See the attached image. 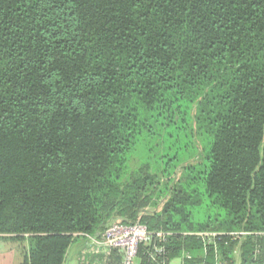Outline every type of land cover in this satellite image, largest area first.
<instances>
[{"label":"trees","instance_id":"obj_1","mask_svg":"<svg viewBox=\"0 0 264 264\" xmlns=\"http://www.w3.org/2000/svg\"><path fill=\"white\" fill-rule=\"evenodd\" d=\"M193 132L139 217L155 176L130 162L153 140L192 160ZM138 217L167 235L139 264L264 262V0H0V239L64 264Z\"/></svg>","mask_w":264,"mask_h":264},{"label":"built area","instance_id":"obj_2","mask_svg":"<svg viewBox=\"0 0 264 264\" xmlns=\"http://www.w3.org/2000/svg\"><path fill=\"white\" fill-rule=\"evenodd\" d=\"M166 236L162 233H155L154 235L149 233L138 221L133 224L114 221L99 236L75 235V237L84 239L88 244L87 248L80 252V264H114L108 262L111 250L117 252L120 258L118 264H139L136 257L138 247L149 246L153 237L159 241H164ZM201 236L206 239L215 237L214 234Z\"/></svg>","mask_w":264,"mask_h":264},{"label":"rangeland","instance_id":"obj_3","mask_svg":"<svg viewBox=\"0 0 264 264\" xmlns=\"http://www.w3.org/2000/svg\"><path fill=\"white\" fill-rule=\"evenodd\" d=\"M194 115V107L190 110V118ZM190 125L184 126L182 129H189L191 127ZM195 132V131H194ZM193 132V142L198 150L197 155L194 156L192 160L185 161L184 163H167L164 159V156L166 154H170L173 151L168 150L167 153H165V145L161 140H153L147 142L144 147L143 151L139 152L137 156H134L132 161L130 162V167L132 169L136 168L137 165L140 163H145L150 168V173L155 176V182L153 185V189H155V192L152 197L151 204L148 208L144 209L139 217L146 214H154L158 213L162 205L165 203V201L168 199L167 189L171 186V184L176 181L180 175L181 168L184 165L187 164H194L200 159V144L199 139L196 138L195 133ZM139 217L136 221L139 220ZM114 221H120V219H116ZM113 221V222H114ZM111 223V222H110ZM81 241V240H80ZM88 244L85 242V245L82 247V242L76 241L74 242L70 248L67 251L66 258H65V264H71L75 262L78 253L81 249L87 248ZM79 250V251H78ZM173 264H178V262H175Z\"/></svg>","mask_w":264,"mask_h":264},{"label":"crops","instance_id":"obj_4","mask_svg":"<svg viewBox=\"0 0 264 264\" xmlns=\"http://www.w3.org/2000/svg\"><path fill=\"white\" fill-rule=\"evenodd\" d=\"M82 250H78V256L71 264H80L79 255ZM0 264H22V256L12 241L0 239ZM235 264H239L238 254H235Z\"/></svg>","mask_w":264,"mask_h":264}]
</instances>
